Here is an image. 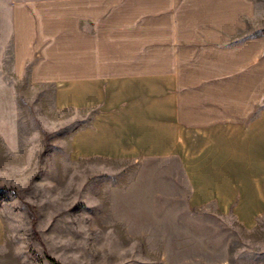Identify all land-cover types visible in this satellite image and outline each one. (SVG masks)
Returning a JSON list of instances; mask_svg holds the SVG:
<instances>
[{"label":"crops","instance_id":"crops-1","mask_svg":"<svg viewBox=\"0 0 264 264\" xmlns=\"http://www.w3.org/2000/svg\"><path fill=\"white\" fill-rule=\"evenodd\" d=\"M254 16L253 0H0V52L80 115L72 159L172 158L188 208L249 229L264 215V33L236 36Z\"/></svg>","mask_w":264,"mask_h":264},{"label":"rangeland","instance_id":"rangeland-1","mask_svg":"<svg viewBox=\"0 0 264 264\" xmlns=\"http://www.w3.org/2000/svg\"><path fill=\"white\" fill-rule=\"evenodd\" d=\"M236 38L264 33V0ZM0 264H264V215L243 228L186 204L172 158L74 160L79 123L53 104L54 86L12 71L0 52Z\"/></svg>","mask_w":264,"mask_h":264},{"label":"trees","instance_id":"trees-1","mask_svg":"<svg viewBox=\"0 0 264 264\" xmlns=\"http://www.w3.org/2000/svg\"><path fill=\"white\" fill-rule=\"evenodd\" d=\"M3 187L0 186V190H2Z\"/></svg>","mask_w":264,"mask_h":264}]
</instances>
